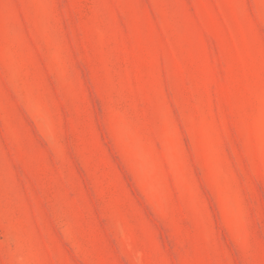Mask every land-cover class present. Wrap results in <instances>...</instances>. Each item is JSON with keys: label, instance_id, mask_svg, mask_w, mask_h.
<instances>
[{"label": "rangeland", "instance_id": "374dc122", "mask_svg": "<svg viewBox=\"0 0 264 264\" xmlns=\"http://www.w3.org/2000/svg\"><path fill=\"white\" fill-rule=\"evenodd\" d=\"M0 264H264V0H0Z\"/></svg>", "mask_w": 264, "mask_h": 264}]
</instances>
